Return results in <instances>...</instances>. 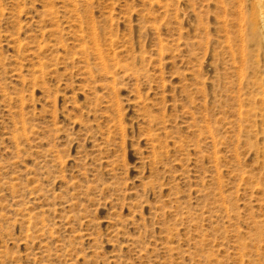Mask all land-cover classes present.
Listing matches in <instances>:
<instances>
[{"label":"rangeland","instance_id":"obj_1","mask_svg":"<svg viewBox=\"0 0 264 264\" xmlns=\"http://www.w3.org/2000/svg\"><path fill=\"white\" fill-rule=\"evenodd\" d=\"M0 264H264V0H0Z\"/></svg>","mask_w":264,"mask_h":264}]
</instances>
